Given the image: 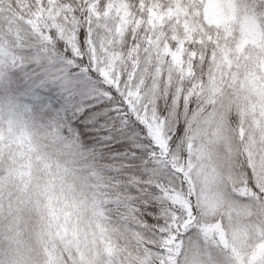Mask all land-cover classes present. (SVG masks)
Listing matches in <instances>:
<instances>
[{
    "label": "snow or ice",
    "instance_id": "1",
    "mask_svg": "<svg viewBox=\"0 0 264 264\" xmlns=\"http://www.w3.org/2000/svg\"><path fill=\"white\" fill-rule=\"evenodd\" d=\"M0 264H264V0H0Z\"/></svg>",
    "mask_w": 264,
    "mask_h": 264
},
{
    "label": "rangeland",
    "instance_id": "2",
    "mask_svg": "<svg viewBox=\"0 0 264 264\" xmlns=\"http://www.w3.org/2000/svg\"><path fill=\"white\" fill-rule=\"evenodd\" d=\"M207 17L210 18V22L211 23H220L221 22V18L220 16L218 15V13L216 12L215 9L209 11L207 13Z\"/></svg>",
    "mask_w": 264,
    "mask_h": 264
}]
</instances>
